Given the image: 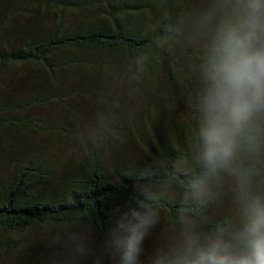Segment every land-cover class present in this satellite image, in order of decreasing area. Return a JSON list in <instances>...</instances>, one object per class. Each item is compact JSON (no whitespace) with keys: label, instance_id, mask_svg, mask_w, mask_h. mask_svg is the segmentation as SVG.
Segmentation results:
<instances>
[{"label":"trees","instance_id":"1","mask_svg":"<svg viewBox=\"0 0 264 264\" xmlns=\"http://www.w3.org/2000/svg\"><path fill=\"white\" fill-rule=\"evenodd\" d=\"M47 7L57 13L56 21L43 19ZM70 12L83 20L64 28L61 17ZM241 15L238 0H0V137L6 145L14 144L6 138L8 128L50 132L44 121L20 116L27 108L66 104L69 98L56 90L42 99H7L3 91L18 72L23 80L45 78L56 85L59 76L82 75L88 63L81 58L90 55L106 60L124 85L132 84L133 74L141 79L148 93L143 95L150 98L130 112L141 116L133 138L147 161L125 162L105 174L103 136L81 145V157L67 168L32 152L11 161L0 180V261L14 245L12 236L28 229L78 223L106 244L120 204L145 203L171 222H192L212 236L235 241L238 228L264 207V107L236 126L230 159L214 169L203 160L200 131L213 43ZM23 16L30 21L23 19L20 27ZM10 29L33 34L12 43ZM227 179L246 185L237 189L244 191L240 196L246 193L237 205L246 198L249 213L240 211L237 223L231 215L221 218L211 211L217 199L209 193L211 186ZM172 189L178 195L170 197Z\"/></svg>","mask_w":264,"mask_h":264},{"label":"rangeland","instance_id":"2","mask_svg":"<svg viewBox=\"0 0 264 264\" xmlns=\"http://www.w3.org/2000/svg\"><path fill=\"white\" fill-rule=\"evenodd\" d=\"M42 17L53 22L58 15L47 7L42 10ZM23 19L27 18L23 16L17 21L20 27L23 26ZM61 19L64 28L83 20L74 16L72 12L68 15L64 14ZM19 31L9 30L10 42L17 43L24 35L33 34ZM81 61L88 63V66L84 63L82 75L67 73L61 78L59 76L56 85L48 83L45 78L23 80L19 75L20 72L11 77L13 83L7 87L6 92L3 91L9 100L26 101L32 96L42 99L54 94L56 90L62 95H69V98L66 104L29 106L31 108L20 114L21 117L28 116L36 121H44L45 128L50 130L49 133L35 128L33 130L8 128L6 138L13 140V146L6 145L5 140L0 137V180L7 173L11 161H16L30 152L38 159H45L54 166L67 168L74 160L81 157L79 149L81 145L92 144L102 136L106 138L101 151L105 174H110L125 162L147 161L133 138L134 127L141 122V116L137 114L136 117L135 114L130 113L139 100L140 105L150 101V98L143 95L148 94L147 87L143 84L139 85L141 79L137 78L138 81L133 79L134 74L132 84L124 85L117 80L118 71L113 73V67L106 60L99 62L98 58L86 55ZM99 64H101V74H98ZM128 68L125 67L122 72ZM103 85L108 93L104 92ZM123 119L126 122L127 133L123 131L125 127ZM214 183L216 184L211 186L209 193L217 194V199L213 202L211 211L221 218L231 215L232 221L235 220L237 223V215L240 211L249 213L246 198L243 204L237 205L239 201H243L238 199L245 197L246 194L240 196L239 192L244 191L237 189L246 185L243 183L241 186L236 185L233 179ZM167 193L170 197L178 195L174 189ZM128 210L125 204L116 207V220ZM155 214L156 223L149 227L148 234L144 238L138 264H152L156 257H160L162 262L169 263L177 254L184 251L188 236L196 235L202 240L212 236L192 222H183L180 225L171 222L164 212L158 211ZM110 234L111 232L107 243L103 244L94 232L83 224L72 223L38 230L28 229L22 234L12 236L14 245L3 254L0 264H116L108 250ZM78 244L84 247L83 254L79 252Z\"/></svg>","mask_w":264,"mask_h":264},{"label":"clouds","instance_id":"3","mask_svg":"<svg viewBox=\"0 0 264 264\" xmlns=\"http://www.w3.org/2000/svg\"><path fill=\"white\" fill-rule=\"evenodd\" d=\"M240 19L225 25L211 50L200 131L203 160L209 169L226 164L236 126L264 107V0H238ZM111 230L108 250L116 264H138L144 238L156 223L150 205H127ZM81 254L85 249L77 245ZM152 264H162L161 258ZM169 264H264V207L256 210L234 242L218 236L190 235L186 247Z\"/></svg>","mask_w":264,"mask_h":264}]
</instances>
